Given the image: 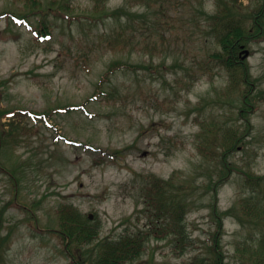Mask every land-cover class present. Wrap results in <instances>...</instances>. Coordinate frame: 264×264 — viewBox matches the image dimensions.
Segmentation results:
<instances>
[{
	"label": "rangeland",
	"instance_id": "obj_1",
	"mask_svg": "<svg viewBox=\"0 0 264 264\" xmlns=\"http://www.w3.org/2000/svg\"><path fill=\"white\" fill-rule=\"evenodd\" d=\"M40 1L46 9L60 0ZM250 1L238 0L246 11ZM70 2L63 17L49 15L48 38L0 19V81L7 80L0 85L1 107L9 115L0 127L5 132L17 127L15 142L0 155V207L12 201L27 208L11 206L5 214L4 233L11 230L12 236L1 264H72L57 235L47 232L58 228L61 204L99 221L102 237L143 229L148 221L144 185L173 172L197 188L186 217L193 248L178 255L170 241L150 240L130 264H202L211 256L216 221L211 193L201 184L217 178V162L197 149L199 125L214 109L220 124L236 123L240 133L248 129L219 93L226 74L200 68L214 46L198 27L197 1ZM94 5L127 13L120 19L99 17ZM204 9H212L211 1ZM28 10L23 2L0 0V14ZM121 28L127 43L108 48L107 38ZM247 49L253 53L247 62L256 81V109L249 134L229 162L264 175V42ZM97 89L116 93L109 101L91 98ZM82 105L85 112L75 109ZM23 112L49 116L42 121ZM248 196L240 174L218 191V213L234 210L223 222L224 264H244L256 238L249 219L239 221L244 217H239V200Z\"/></svg>",
	"mask_w": 264,
	"mask_h": 264
},
{
	"label": "trees",
	"instance_id": "obj_2",
	"mask_svg": "<svg viewBox=\"0 0 264 264\" xmlns=\"http://www.w3.org/2000/svg\"><path fill=\"white\" fill-rule=\"evenodd\" d=\"M17 1L23 2L29 10L19 16L2 13L0 19L5 18L7 24L11 21L24 24L36 16V20L34 19L36 24L28 26L37 37L51 35L49 15L61 18L72 8L70 0L54 1L46 9L40 0ZM93 1L98 5L101 0ZM135 1L147 2L148 5L152 2V0ZM196 1L198 5L196 10L201 19L198 27L206 37L212 40L214 46L207 54L205 61L207 67L200 65V68L205 72L216 70L226 74L227 82L219 93L227 96L229 106L233 108L232 110H236L237 119L245 123L248 129L240 133L236 123L221 122L220 124L214 118V109L210 112L211 114H206L209 119L205 120L206 124L199 123V125L196 122L200 127V132L196 135L199 142L198 151L203 158L211 156L217 162V178L201 184L205 192L211 193L212 216L216 221V231L212 235L210 251L208 249V254L211 256L201 262L202 264H224L225 257L220 245L223 222L226 218L233 216L234 210L218 213V191L230 181L233 174H240L242 186L246 188L249 196L239 200V217L243 215L244 217L238 220L248 218L253 225V230L257 231L255 240L249 246L248 258L244 264H264V175L241 171L229 162V158L238 151L244 138L249 134V117L256 109L254 108L256 96L253 94L256 81L251 76L248 62L241 57V49L247 48L250 44L264 42V0L250 1L249 4L251 3L252 7L247 11L238 0ZM206 1H211L210 11L204 9ZM56 6H59V9ZM94 9L99 12V17L109 16L115 19H120L127 13L118 9L108 12L104 7L98 9L95 5ZM127 40L121 28L110 35L106 41L108 48L112 49L114 46L123 48ZM6 82L7 80L0 81V85H5ZM101 86L99 83L98 87L101 88ZM114 93H116L114 90L97 89L96 95L91 98L101 95L102 100L109 101L108 97L114 96ZM1 94L0 91V121L9 116L8 111L1 107ZM75 109L86 111L84 105ZM23 113L29 117L40 118L39 120L42 121L49 116L48 113ZM16 132V126L10 125L8 132L0 127V155L15 142ZM196 189L191 179H184L175 172L167 179L151 178L142 189L144 214L148 218L144 228L121 235L116 239L102 237L100 222L96 219L90 220L72 204H61L58 207L56 211L58 228L47 232L57 235L63 245V253L72 260V264H130L145 253L150 240L170 241L173 243L174 252L182 255L190 247L193 248V241L187 232L186 217ZM11 206L22 211L27 210L24 206L20 207L12 201L0 207V264L4 262L11 242L12 231L4 233L5 214Z\"/></svg>",
	"mask_w": 264,
	"mask_h": 264
},
{
	"label": "water",
	"instance_id": "obj_3",
	"mask_svg": "<svg viewBox=\"0 0 264 264\" xmlns=\"http://www.w3.org/2000/svg\"><path fill=\"white\" fill-rule=\"evenodd\" d=\"M242 54H243L242 59H245L248 56L249 52L247 50H243Z\"/></svg>",
	"mask_w": 264,
	"mask_h": 264
}]
</instances>
